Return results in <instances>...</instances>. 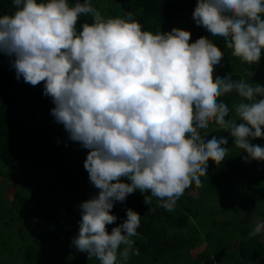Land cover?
Returning <instances> with one entry per match:
<instances>
[{
    "label": "clouds",
    "instance_id": "clouds-1",
    "mask_svg": "<svg viewBox=\"0 0 264 264\" xmlns=\"http://www.w3.org/2000/svg\"><path fill=\"white\" fill-rule=\"evenodd\" d=\"M14 14L0 16V52L14 57L17 79L36 86L55 105L51 115L72 141L90 151L84 162L98 195L80 204L79 232L72 245L99 264H126L139 255L131 239L140 214L128 208L114 224L116 202L139 190L144 203L157 198L172 211L193 182L202 186L208 161L225 159L228 139L205 138L210 123L226 130L243 157L264 161V147L250 142L264 137V86L214 77L222 50L206 36L190 43L191 32L173 28L144 30L133 19H105L89 0H13ZM91 16L77 30L81 16ZM198 26L222 37L242 62H259L264 51V0H198ZM235 91L240 123L218 98ZM264 232L256 222L249 237ZM123 251H120L121 246Z\"/></svg>",
    "mask_w": 264,
    "mask_h": 264
},
{
    "label": "trees",
    "instance_id": "trees-1",
    "mask_svg": "<svg viewBox=\"0 0 264 264\" xmlns=\"http://www.w3.org/2000/svg\"><path fill=\"white\" fill-rule=\"evenodd\" d=\"M100 1L109 2V15L112 17L127 16L131 12L133 19L139 21L144 30L167 33L173 28H181L191 32L190 43L195 42L201 36L208 37L207 35L210 34L203 26H198L193 19V12L198 0ZM76 2L78 0H72L70 5L74 6ZM79 2L83 3L84 0H79ZM89 2L95 7L92 0ZM14 12L13 0H0V16L11 15ZM85 22L92 23L94 21L91 16L82 15L77 23L78 31L82 30V25ZM210 40L220 49L225 46L222 37L215 39L210 37ZM13 60L14 57L0 52V164L10 169H19L30 173L35 166H38L36 157L39 151L38 146L40 147L43 138L41 133L44 129L39 125V121H49L54 118L51 115V109L55 105L51 97L44 95L43 82L32 86L25 83L22 77L17 79L15 68L12 66ZM221 61L226 64L224 54ZM257 64L259 65V62ZM218 66L214 69V77H226L237 81L238 74L229 76L222 67L218 68ZM218 99L226 103L230 109L226 119H234L237 123L242 122L233 111V105L241 99L238 93L233 91ZM219 131L223 134L226 133L221 129ZM207 135L209 139L214 136L212 129L207 132ZM250 142L264 147V137L254 140L250 138ZM237 149L239 161L227 153L220 165L211 163L209 165L210 172L208 171L207 175L200 177L202 186L196 187L199 197L204 202L208 203L215 197L213 194L227 188L225 179L240 175L244 168L249 167L255 170L252 178L262 177L263 181L260 184L258 182L252 183L251 178L249 179L248 175L244 174L241 189L245 200L251 201L252 206H254L255 201L264 195V161L250 159L246 162L243 157L247 156L248 153L238 147ZM193 185L195 182L192 183ZM188 190L189 188L185 191ZM76 191L83 196L82 201L67 203L64 214H60L51 206L38 217L37 236L31 243L25 242L20 246L24 249L23 264H49L48 258L43 257L42 253L38 252L46 242L53 244L51 248L58 250V261L63 264H99L95 257L89 259L87 253L77 251L72 245L73 238L78 235L79 222L82 218L79 206L82 202L98 195L99 190L86 184L75 183L67 190L65 196L69 197ZM145 195H150V193H141L136 190L127 197L125 202H116L111 211L117 220L114 224L107 225L110 233L113 227L118 226L126 219L128 208L140 214L141 222L137 229L138 235L131 238L134 241L133 249H139L140 254L130 255L127 264H158V260L166 256L161 264H173L171 261L175 262L184 255L182 249H189L194 245L193 241L196 240L198 233L197 230H194V218L206 219L208 214L211 225H215L217 221L216 210L200 212L196 203V196L192 194L186 203H181L180 198L177 200L176 213L159 207L160 201L155 197L152 198L151 206L146 205L144 203ZM183 196L184 194L181 197ZM23 199V194L16 190L8 212L13 213L22 208ZM227 206L234 208L235 205L231 203ZM19 217L21 215L13 214L11 216L12 221H16ZM163 220L168 222L164 223ZM242 220L247 222L248 218L245 216ZM166 224L178 228L173 232L172 238L166 232L168 230ZM220 228L225 231L224 227ZM228 231L230 233L228 237L231 235L234 240L227 246H220L215 252L208 249L203 250L199 257L204 260V264L212 259L214 262H220V264H264V242L261 240V233L249 237L248 234L251 229L248 227L243 228L242 236H239L238 230L235 228L230 227ZM216 233L217 230L213 228L207 231L206 235L212 237ZM0 239L4 240L3 228L0 229ZM10 239L14 241L11 234ZM3 251L4 249H0L1 253ZM226 257L228 259L223 260ZM117 264H119V259Z\"/></svg>",
    "mask_w": 264,
    "mask_h": 264
},
{
    "label": "rangeland",
    "instance_id": "rangeland-1",
    "mask_svg": "<svg viewBox=\"0 0 264 264\" xmlns=\"http://www.w3.org/2000/svg\"><path fill=\"white\" fill-rule=\"evenodd\" d=\"M71 1L68 0L69 4H71ZM92 3L101 11L105 19L126 17L123 15L112 17L109 15V2L92 0ZM258 70H255L257 71L255 72L245 69L241 72L244 82L253 87L260 81L264 82L263 63L259 66ZM39 125L43 127L44 131L41 133L43 138L41 139L40 147L38 146L39 151L36 157L38 166H35L34 170L29 173L19 169H10L0 164V229L3 228L4 237V240L0 239V249H4L2 253L0 252V264H23L24 249L20 246L25 242L31 243L37 236L38 231L36 228L38 217L41 213L47 211L52 206L60 214H64L67 203L82 201L83 196L78 191L69 197L65 196L71 185L80 183L94 187L89 180L88 172L84 168V162L90 150L84 148L80 143L72 141L64 126L57 123L55 118L49 121H39ZM211 129L214 136H222L228 139V145L226 146L229 149L228 153L239 161L237 157L238 149L234 145V138L231 137L230 133L226 130H224L225 134L221 133L219 127L215 123H212L206 130V133H202V135L209 139L207 132ZM211 163L216 164L210 159L208 161L207 172H210L209 165ZM244 174H247L249 179L251 178L252 183L258 182L260 184L263 181L262 177L252 178L255 170L249 167L244 168L240 175L225 179L224 182L227 183V188L213 194L215 197L208 203L199 197L196 185H191L192 187L190 186L189 190L185 191L184 196L180 197V202L186 203L191 194L196 196V203L200 212L215 209L217 221L215 225H211L208 214L206 215V219L199 220L194 218V230L198 231L196 240L193 241L194 245L189 247V249H182L184 255L175 262L171 261V263L204 264V260L199 257L203 250L208 249L211 252H215L220 246H227L234 240L231 235L228 237V234H230L228 229L230 227L238 230L239 236H242L243 228L248 227L252 231L256 222H264V195H261L255 201L254 206H252L251 201L245 200L241 189V181ZM16 190H19L23 194L22 208L9 213L8 208L11 206ZM231 203L235 205L234 208L227 206ZM176 208L175 205L174 209L169 212L176 213ZM13 214L16 216L21 215V217L16 221H12L11 216ZM245 216L248 218L247 222L242 220ZM8 220H10L9 224ZM165 222L168 221L165 220ZM166 225L168 229L166 232L172 238L173 232L178 228L169 226V224ZM220 227H224L225 231ZM213 228L217 230L216 235L208 237L206 232ZM10 234L14 241H11ZM261 234V240L264 242V232ZM233 236L235 235L233 234ZM51 246L53 244L46 242L40 247L38 252H41L43 257L48 258L49 264H63L58 261V250L51 248ZM123 248L124 246L122 245L120 248L121 252ZM166 257L160 258L158 264H161ZM227 259L226 257L223 260ZM127 263H129V259ZM119 264H123L120 259ZM206 264H220V262H214L212 259Z\"/></svg>",
    "mask_w": 264,
    "mask_h": 264
},
{
    "label": "flooded vegetation",
    "instance_id": "flooded-vegetation-1",
    "mask_svg": "<svg viewBox=\"0 0 264 264\" xmlns=\"http://www.w3.org/2000/svg\"><path fill=\"white\" fill-rule=\"evenodd\" d=\"M207 36L209 39L210 37L214 39L217 38V37H213L211 33L208 34ZM221 50L223 54L225 55V61H226L227 66L224 62L221 61V63L219 64L220 67L218 66V68L222 67L228 73L229 76H231L232 74H238L239 76H237L236 78L237 81H241V80L244 81V77L241 74V72H243L245 69L250 70V71L258 70L259 65L257 64V62H254L252 64L242 62L239 58L232 55V50L228 49L226 45ZM262 54H261L260 60H264V51H262ZM216 66H214V69Z\"/></svg>",
    "mask_w": 264,
    "mask_h": 264
},
{
    "label": "water",
    "instance_id": "water-1",
    "mask_svg": "<svg viewBox=\"0 0 264 264\" xmlns=\"http://www.w3.org/2000/svg\"><path fill=\"white\" fill-rule=\"evenodd\" d=\"M262 63L264 64V60H262V61L260 60V61H259V66H260ZM259 70H260V69H259ZM259 70H258V71H259ZM255 72H257V71H255ZM258 84L261 85V86H264V82H262V81H260ZM261 98H264V97H258V99H261Z\"/></svg>",
    "mask_w": 264,
    "mask_h": 264
}]
</instances>
